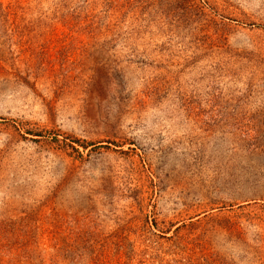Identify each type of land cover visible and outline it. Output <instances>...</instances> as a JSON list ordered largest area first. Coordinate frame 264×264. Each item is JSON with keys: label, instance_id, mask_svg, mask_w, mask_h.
Instances as JSON below:
<instances>
[{"label": "rangeland", "instance_id": "rangeland-1", "mask_svg": "<svg viewBox=\"0 0 264 264\" xmlns=\"http://www.w3.org/2000/svg\"><path fill=\"white\" fill-rule=\"evenodd\" d=\"M0 264H264V0H0Z\"/></svg>", "mask_w": 264, "mask_h": 264}]
</instances>
